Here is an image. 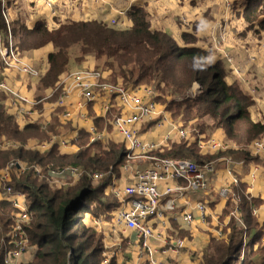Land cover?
<instances>
[{
	"label": "crops",
	"instance_id": "obj_1",
	"mask_svg": "<svg viewBox=\"0 0 264 264\" xmlns=\"http://www.w3.org/2000/svg\"><path fill=\"white\" fill-rule=\"evenodd\" d=\"M254 1L0 0V82L6 83L15 92L27 97L30 102L23 103L25 113L21 114V119H17L13 108L6 100V95L0 93V98L6 112L13 117L19 129L35 124L47 135L45 139L40 136V139L35 136L30 138L25 142L24 149L36 151L39 154L55 149L60 156H72L79 150L78 144L81 138L87 140L88 145L92 144L90 143V128L103 132L104 140L94 143L100 145L102 150H107L111 144L123 145V143L111 131L109 120L94 116L93 109H87L84 121L80 119L81 113H86V110L83 107L80 109L77 105L81 103V97L77 93H73L75 95L72 94L73 96L71 95L68 101L72 103L68 109L72 112L74 121L65 122L63 120V109L56 104L60 95L55 92L58 85L55 84L53 88L47 87L44 90L39 89L40 80L45 77L50 67L48 57L55 52V47L52 42L40 43L33 39H23L21 28L29 32L39 23L44 24L49 33H53L66 23L93 21L106 24L114 29L125 30L133 25L130 12L134 9H141L146 13L150 31L169 34L180 47L184 45L183 36L190 37L195 42L191 46L210 51L211 57L208 59V64L221 63L226 84L237 85L241 92L251 99L252 104L248 108L250 120L253 123L264 125V13L253 11V7L258 5L260 8L264 0H258L256 3ZM2 13L5 14L7 23ZM8 29L11 32V43L16 49L19 61L36 69L40 73L38 77L24 75L16 68L7 67L3 63V50L9 47ZM228 58H231L230 62ZM84 68L104 71L108 80L111 81V71L98 67L95 58L87 56L81 63L71 61L68 71L61 74L57 82H61L66 74ZM234 70H239V74L233 72ZM197 90L198 86L194 85L192 94H195ZM160 110L164 113L163 122L147 124L141 132L143 142L159 144L158 149L149 152L138 150L129 152L124 164L119 166L117 174L107 172V182L100 184L103 198L108 193H114L115 190H123L131 182L136 169L151 166L152 157L158 150L175 142L195 144L200 153L210 157L208 162L203 163L212 169L211 172L206 173V187L194 191L184 180L160 183L159 191L163 195L159 213L151 219L153 228L164 235L185 240L186 248L176 256H157L156 258L169 264H200L202 253L210 240H220L217 237L218 233H222L221 239H225L226 234L223 230L231 221L245 228L241 220L240 195L249 203L251 215L257 223L256 229H249L244 234L248 250L249 243L256 233L259 232V238L264 236V155L253 154L250 151V144L238 147L228 142L222 128L215 129L210 134H199L194 130L191 136L189 133L191 128L187 127V124L179 117H174L165 106L160 105ZM44 122H47L45 128H43ZM179 130L184 133L185 137L179 135ZM212 139L222 144L224 148L208 152L199 147L200 142ZM261 139L264 140V135ZM64 140L66 143L62 145L61 142ZM42 144H48V147L45 150H39L37 146ZM15 145L19 146L18 143L9 146L17 148L18 146ZM227 150L244 152L248 155L247 159L234 158L233 155L219 156ZM66 166L42 167L62 168ZM82 171L83 175L88 174ZM97 174L99 178L102 177V173ZM232 177L237 179L236 183H232ZM42 179L45 181L44 178ZM168 186L180 190L174 191L172 195H165L163 192ZM222 189L228 190L225 197L220 194ZM114 198L115 200L111 199L103 208L106 211L104 215L112 216L111 223L105 220L99 212H95V214L98 213V218H96L93 213L83 209L81 212L83 213L82 219L85 221L84 227L96 235L104 249H110L106 254L112 257L111 264L114 262L116 264L142 263L146 255L138 244L135 234L130 232L123 235L113 224L116 211L125 208L129 199L119 198L115 194ZM171 199L174 200L172 207L169 202ZM184 215H190L192 222L184 223ZM263 247L259 241L252 244L253 251L258 248L262 250L261 255L255 256L260 257L254 261V264H264ZM33 255L22 256L19 261L24 264L29 263Z\"/></svg>",
	"mask_w": 264,
	"mask_h": 264
},
{
	"label": "trees",
	"instance_id": "obj_2",
	"mask_svg": "<svg viewBox=\"0 0 264 264\" xmlns=\"http://www.w3.org/2000/svg\"><path fill=\"white\" fill-rule=\"evenodd\" d=\"M253 9L264 13V3ZM130 18L133 25L125 30L93 21L66 23L53 33L39 23L29 32L21 28L23 39L52 42L55 47V52L48 57L50 67L40 80L39 89L58 85V77L68 71L71 61L81 63L87 56H93L98 67L111 71L113 83L152 87L157 93L156 100L185 124L193 122L199 134H210L222 128L226 140L238 147L263 137L264 125L250 120L251 99L237 85L226 84L220 62L208 64L210 51L191 46L195 43L193 38L183 36L184 45L180 47L169 34L150 31L148 17L141 9L130 12ZM195 84L199 88L195 94H190ZM34 136L45 139L47 135L35 124L19 129L0 98V146L4 147L0 150V169L20 160L51 167L74 165L87 173H112L126 158L122 144H111L107 150H102L98 144L88 145L83 138L78 144L79 150L72 156H60L55 149L44 154L24 149L25 142ZM14 143L19 146L6 147ZM222 155L244 159L248 156L229 150L219 154ZM155 156L158 159H190L197 164L210 160L195 144L183 141L169 144ZM10 186L25 194L29 208L27 236L30 245L37 249L29 264H99V239L85 227L79 232L75 230L81 225L74 215L87 207L97 191L86 175L66 190L51 189L42 178H32L30 173L13 177ZM108 203L103 201L99 209L103 210ZM249 207L240 195L241 220L245 228L231 221L223 230L225 239L210 240L200 264H229L240 253L244 234L257 226ZM12 211L10 204L0 203V239L9 232ZM260 238L258 232L249 243L243 264H254L253 257L262 254L259 248L252 250V244ZM0 264H4L2 251Z\"/></svg>",
	"mask_w": 264,
	"mask_h": 264
},
{
	"label": "built area",
	"instance_id": "obj_3",
	"mask_svg": "<svg viewBox=\"0 0 264 264\" xmlns=\"http://www.w3.org/2000/svg\"><path fill=\"white\" fill-rule=\"evenodd\" d=\"M2 61L7 67L16 68L24 75L30 77L40 75L36 69L21 63L14 56L11 47L9 51L2 54ZM233 72L239 74L237 70ZM55 92L60 94L56 104L63 109L62 118L65 122L74 121L72 112L68 109L72 103H68V101L73 93H77L81 97V105H77L80 109L85 108L86 110V113H81L80 119L84 121L87 109H93L94 116L109 120L111 131L121 140L127 150L126 155L135 150L149 152L158 149L159 144L145 143L141 138L144 126L150 123H162L164 118V113L160 110V104L156 100L157 93L152 87L123 85L121 82L113 83L108 80L104 71L96 68H84L66 74L59 82ZM0 93L6 95V100L13 108L14 116L21 119V114L25 113L23 103L30 102V100L15 92L4 82H0ZM108 116L112 119L107 118ZM46 123H43V128L46 127ZM89 131L90 143H99L104 140L103 132H98L94 128H90ZM178 133L181 137H185L181 130ZM65 143V140L61 142L62 145ZM47 147L48 144L37 146L39 150H45ZM199 147L208 152L224 148L222 144L213 139L200 142ZM249 147L253 154L264 155V140H254ZM152 159L151 166L145 169H136L131 182L123 190L115 191L117 197L128 198L129 201L125 208L116 211L113 216V224L123 235L130 232L135 234L138 244L146 255L144 262L135 264H169L157 260L156 257L176 256L186 248L185 240L164 235L151 225V219L159 213L163 195L159 191V184L184 180L190 189L197 191L206 187V173L212 171L206 164L198 165L187 159H158L155 156ZM27 173H30L32 178H44L48 186L54 185L57 188H61V185L66 181L78 179L83 175L81 168L75 166L44 168L37 164H26L20 161L10 162L6 167L0 169V203H8L13 208L9 232L0 239V252H3L4 264H17L22 256H32L35 252V247L30 245L27 236L30 213L26 196L10 186L13 177L18 178ZM92 176L95 180L99 178L97 173H93ZM236 182L237 179L232 177V183ZM179 190V188L173 189L168 186L163 193L172 195L174 191ZM227 193L226 189L220 191L223 197ZM169 202L172 207L174 200L171 199ZM192 220L190 215L183 217L186 224ZM202 220L204 221V219ZM217 237L221 239L223 234L218 233ZM259 242L264 246V236L260 238ZM246 248L247 242L244 235L240 253L235 255L229 264H243ZM102 264H111V262L104 260Z\"/></svg>",
	"mask_w": 264,
	"mask_h": 264
},
{
	"label": "rangeland",
	"instance_id": "obj_4",
	"mask_svg": "<svg viewBox=\"0 0 264 264\" xmlns=\"http://www.w3.org/2000/svg\"><path fill=\"white\" fill-rule=\"evenodd\" d=\"M2 17L4 18V21L7 23V19H6V16H5V14H3L2 13ZM8 38H9V47L6 49V50H3V52H5V51H9V48L11 47V49H12V52H13V54H14V56L16 57V58H19L18 57V54L16 53V49L12 46V43H11V32H10V30L8 29ZM2 52V53H3ZM228 61L230 62L231 61V58H228ZM6 69H8V70H10V68H7V67H5ZM238 72H239V70H238ZM7 80V79H6ZM123 84V83H122ZM195 85H197V84H195ZM194 86V85H193ZM193 86L190 88V90H189V93L191 94L192 93V88H193ZM198 86V85H197ZM10 87V86H9ZM11 88V87H10ZM198 88H199V86H198ZM12 89V88H11ZM157 103L158 104H160L161 106H163L162 104H161V102H158L157 101ZM164 107V106H163ZM107 118H109V119H112V118H110L109 116L107 117ZM187 127H189V128H191V130H189L190 132V135L192 136L193 134H194V124H193V122H189L188 124H187ZM193 128V129H192ZM37 139H40L39 137H36ZM259 139H261V138H259ZM255 140H257V139H255ZM254 141V140H253ZM252 141V142H253ZM15 146H18V145H15ZM6 147L7 148H9V149H11V148H14V146H9V145H6ZM2 148L0 147V150H1ZM125 151L127 152V150H126V148H125ZM156 158V157H155ZM64 165H66V163L64 164ZM68 166V165H67ZM118 170H119V168H117L114 172H113V174H117V172H118ZM84 175H86V177H87V179L88 180H90L91 181V183H95V184H92V187L94 188V189H97V188H99V192H97V191H95V195H92L91 197H92V199L90 200V201H88V203H87V207L86 208H84V209H86V211H90L91 213H93V215H95V217L96 218H98V213H96L95 214V212L97 211V212H99L100 213V215L105 219V220H108V221H110V223H111V221H112V216L109 214V216H107V215H104L105 214V210H102V209H99V206L101 205V204H103V201H107V202H110V200L111 199H114L115 200V198H114V194L116 195V193H115V191H114V193L113 192H111V193H108L106 196H105V198H103L104 196H103V193H102V189H101V186H100V184H103V183H105V182H107L106 180H107V177H108V173L106 172V173H102V177L101 178H98L97 180H95L94 178H93V176H92V174H90V173H88V174H84ZM81 178V177H80ZM80 178H78V179H75V180H72V181H66V183H64L63 185H61V188L60 189H63V190H66V188L67 187H73V186H75L77 183H78V181H79V179ZM97 183V184H96ZM51 187H53V188H57V187H55L54 185H52ZM83 200H85V199H82V201L81 202H84ZM92 208V209H91ZM82 211V210H81ZM81 211H79L76 215H74L75 217H78L79 218V220H80V227H77L75 230L77 231V232H79L80 230H81V227H84V223H85V221H83V219H82V215H83V213L81 212ZM239 225V224H238ZM98 242V244H97V246L99 247V249H100V253H99V255L97 256V259L99 258V264H102V262L105 260V261H110L111 262V260H112V258L109 256V255H107L106 254V252H108L109 250L107 249H104V247H103V245H102V242H100V241H97ZM122 244V243H121ZM121 244L119 245V246H121ZM264 248V247H263ZM35 250H37L36 248H35ZM263 252H264V249H263ZM34 254H35V252H34ZM103 254H106V255H103ZM264 254V253H263ZM34 256V255H33ZM256 256V255H255ZM260 257V256H259ZM259 257H253L254 258V260H256V259H258ZM32 260H33V257H32V259L30 260V262L29 263H31L32 262ZM114 260V259H113ZM29 263H26V264H29ZM17 264H24L23 262H18ZM114 264H116V262H114Z\"/></svg>",
	"mask_w": 264,
	"mask_h": 264
}]
</instances>
